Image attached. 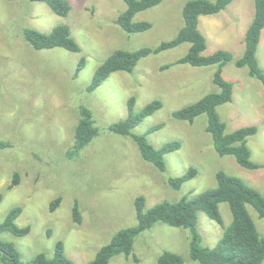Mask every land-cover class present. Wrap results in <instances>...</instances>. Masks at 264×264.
I'll use <instances>...</instances> for the list:
<instances>
[{"label": "rangeland", "instance_id": "rangeland-1", "mask_svg": "<svg viewBox=\"0 0 264 264\" xmlns=\"http://www.w3.org/2000/svg\"><path fill=\"white\" fill-rule=\"evenodd\" d=\"M190 1L164 0L141 12L135 21L149 22L152 28L129 34L117 23L127 9L123 0H69L72 9L67 18L45 3L0 0V144L5 145H0V193L5 196L0 224L14 208L22 207L17 225L31 227L27 236L5 232L0 240L14 243L23 262L30 263L39 254L53 258L62 241L75 264H89L119 231L139 224L138 197L147 199L146 211L165 201L192 199L216 188L219 172L242 179L264 195V84L251 76L248 67L237 66L255 16L254 0H234L217 16L200 18V30L208 43L205 56L224 50L234 57L223 69L225 80L234 86L233 101L220 106L218 113L228 134L257 128L248 146L252 161L262 168L249 170L235 156L221 157L207 131L208 115L192 124L174 119L175 112L221 92L214 83L217 66L178 63L190 52V43L153 53L132 73H114L95 91L88 89L115 51L156 49L176 39ZM63 24L71 27L81 53L62 48L37 51L25 39L26 29L50 32ZM83 58L86 64L77 77ZM257 58L264 72V32ZM131 98H136V113L155 101L163 102V108L141 122L134 134L147 136L156 148L181 143L180 150L166 156L167 172L147 162L131 137L109 130L128 118ZM83 108L91 110L100 133L77 153L75 132ZM160 125L164 127L152 132ZM190 168L198 170L197 177L181 190L173 189L170 178L182 177ZM16 173L19 185L9 190ZM58 198L61 206L52 212ZM76 203L82 213L80 225L74 221ZM247 208L264 237V219L252 205ZM220 211L229 227V205L221 204ZM199 229L209 248L217 247L225 232L205 213H200ZM190 244V231L160 223L136 239L130 258L118 255L110 264H158L165 252L179 254L185 264H200L191 258Z\"/></svg>", "mask_w": 264, "mask_h": 264}, {"label": "trees", "instance_id": "trees-1", "mask_svg": "<svg viewBox=\"0 0 264 264\" xmlns=\"http://www.w3.org/2000/svg\"><path fill=\"white\" fill-rule=\"evenodd\" d=\"M47 4L53 12L63 18H67L71 12L69 0H32ZM127 9L117 20L118 25L129 34L143 33L152 28L149 22H136L135 18L141 12L150 10L160 5L164 0H123ZM255 1V16L251 22L245 39V52L237 62L239 68L248 67L252 77L264 84V72L262 71L257 53L264 31V0ZM234 0H193L184 8V28L178 37L170 42L162 43L158 48H143L130 52L115 51L97 70L93 81L88 88L90 92L98 89L114 73H132L139 62L153 53L164 52L176 48L182 44L190 43L191 49L188 55L178 61L179 64H189L193 67L217 66L214 83L220 88V93L209 94L195 104L181 109L173 114L174 119L194 123L202 116L208 115V133L213 137L216 152L221 156H235L238 163L249 170L262 168L252 161V152L248 146L250 137L257 134L256 127H247L228 134L227 126L221 121L218 108L233 101L234 86L225 80L223 69L233 61V55L220 50L210 56H205L208 43L200 30V18L202 16H214L225 11ZM25 39L37 51L62 48L73 53H81L82 49L78 41L73 37L71 27L67 24L56 26L50 32H42L36 29H26ZM86 60L80 62L76 76L78 77L85 67ZM167 66L165 68H169ZM136 98H131L128 103L129 116L126 120L113 124L109 130L123 137H131L137 144L142 157L152 163L161 172H167L166 156L181 149L180 142H172L161 148L152 145L147 136L134 134V129L146 118L154 115L163 108V102L155 101L146 106L140 113L135 112ZM81 120L75 132V151L79 153L88 147L99 136L100 130L96 126L91 110H81ZM164 125L157 126L152 132L160 130ZM5 146L4 144H0ZM198 175L196 168H190L182 177L170 178L169 184L175 190H181L183 185ZM216 188L201 193L192 199L185 197L178 202L165 201L146 211L147 199L140 196L136 200V209L139 224L135 227L119 231L112 241L104 246L89 264H110L118 255L130 258L134 251L136 239L147 230L157 224H166L174 228L190 231L191 258L200 264H264V237L258 232L247 205H252L264 219V195L255 188L248 186L242 179L230 176L225 172L217 175ZM20 182V175L15 174L9 190L16 188ZM4 194L0 193V205L4 201ZM62 199H56L51 205V211L55 212L61 206ZM228 204L232 223L225 226L220 206ZM23 208H14L7 219L0 224L1 233H11L16 237H24L30 234L31 227H19L18 218L22 215ZM200 213H205L212 221L224 228V236L215 248L205 247L199 229ZM74 221L82 223V213L79 204L74 207ZM0 260L2 264H75L65 252V245L60 241L53 258L45 254L37 255L30 263L22 261L21 254L12 242L0 240ZM158 264H185L179 254L165 252L159 258Z\"/></svg>", "mask_w": 264, "mask_h": 264}, {"label": "crops", "instance_id": "crops-1", "mask_svg": "<svg viewBox=\"0 0 264 264\" xmlns=\"http://www.w3.org/2000/svg\"><path fill=\"white\" fill-rule=\"evenodd\" d=\"M246 2H248V1H246ZM250 3H251V2H250ZM214 16H217V15H214ZM202 17H204V16H202ZM202 17H201V18H202ZM206 17H209V16H206ZM248 28H249V27H248ZM263 32H264V31H263Z\"/></svg>", "mask_w": 264, "mask_h": 264}]
</instances>
